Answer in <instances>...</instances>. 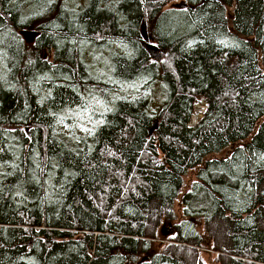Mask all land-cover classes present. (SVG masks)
Masks as SVG:
<instances>
[{"label": "trees", "instance_id": "16d2710c", "mask_svg": "<svg viewBox=\"0 0 264 264\" xmlns=\"http://www.w3.org/2000/svg\"><path fill=\"white\" fill-rule=\"evenodd\" d=\"M0 264H264V0H0Z\"/></svg>", "mask_w": 264, "mask_h": 264}, {"label": "rangeland", "instance_id": "374dc122", "mask_svg": "<svg viewBox=\"0 0 264 264\" xmlns=\"http://www.w3.org/2000/svg\"><path fill=\"white\" fill-rule=\"evenodd\" d=\"M27 41L31 42L34 39V36H27ZM154 45V44H153ZM109 58L105 59L104 57L98 58L95 55H92V52L88 51L85 54V60L88 63H91V65H96L97 67H99L100 69H107L108 70V63L106 64L105 60H108ZM100 60V61H98ZM97 62H99L100 64H98ZM162 82L160 81V78H157V83L155 84V91L152 95V99L153 102L155 103L154 105L152 104L151 109L155 112L158 113L165 104V99H166V95L162 94ZM116 99L120 96V94L116 93L115 94ZM113 104H111L109 106V108H112ZM232 152V147H229L227 149H225L224 151H222L221 153H217V154H213L210 156V159H223L226 158L227 156H229ZM194 175L193 172H190L184 180V189H183V193L184 194L187 190H189L191 184L194 181ZM166 233V230H165Z\"/></svg>", "mask_w": 264, "mask_h": 264}, {"label": "water", "instance_id": "95a60500", "mask_svg": "<svg viewBox=\"0 0 264 264\" xmlns=\"http://www.w3.org/2000/svg\"><path fill=\"white\" fill-rule=\"evenodd\" d=\"M175 7L178 9H187L188 5L185 2H182V3L176 4ZM141 31H142L143 39L145 41L143 44L145 51L150 55V57L154 61H159L160 59H162V57L165 56L167 52L166 50H161L158 47L149 43L151 40V37L148 34L146 21L143 22ZM157 129H158V121L155 122L153 128L151 129L150 135H152ZM24 133L26 134L27 138L31 141V135H30L29 128H25Z\"/></svg>", "mask_w": 264, "mask_h": 264}, {"label": "built area", "instance_id": "2783aa9c", "mask_svg": "<svg viewBox=\"0 0 264 264\" xmlns=\"http://www.w3.org/2000/svg\"><path fill=\"white\" fill-rule=\"evenodd\" d=\"M208 106L205 101H202L199 105L195 107V111L192 114L191 121L189 123L190 127H196L199 122L203 119L205 113L207 112Z\"/></svg>", "mask_w": 264, "mask_h": 264}, {"label": "bare ground", "instance_id": "6f19581e", "mask_svg": "<svg viewBox=\"0 0 264 264\" xmlns=\"http://www.w3.org/2000/svg\"><path fill=\"white\" fill-rule=\"evenodd\" d=\"M147 28H148V27H147ZM202 101H205V102H206V100H205L204 98H200V99H198V101H197L195 107H196L197 105H199ZM206 103H207V102H206ZM194 111H195V108H194Z\"/></svg>", "mask_w": 264, "mask_h": 264}, {"label": "crops", "instance_id": "0c3cea01", "mask_svg": "<svg viewBox=\"0 0 264 264\" xmlns=\"http://www.w3.org/2000/svg\"><path fill=\"white\" fill-rule=\"evenodd\" d=\"M143 37V36H142Z\"/></svg>", "mask_w": 264, "mask_h": 264}]
</instances>
